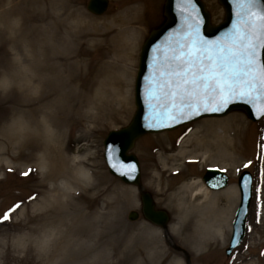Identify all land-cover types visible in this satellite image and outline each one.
Segmentation results:
<instances>
[{"label":"rangeland","instance_id":"obj_1","mask_svg":"<svg viewBox=\"0 0 264 264\" xmlns=\"http://www.w3.org/2000/svg\"><path fill=\"white\" fill-rule=\"evenodd\" d=\"M88 1L0 0V264H264V119L243 111L140 137L131 151L143 187L170 222L129 220L140 191L109 172L104 139L133 117L141 46L163 22L165 0H110L100 16ZM204 2L212 23L222 21V4ZM127 41L133 49L115 53ZM58 61L69 72L50 66ZM40 76L54 88L32 85L45 83ZM208 165L227 169V188L188 193ZM53 168L63 176L52 179ZM244 169L254 175L247 233L228 256Z\"/></svg>","mask_w":264,"mask_h":264},{"label":"water","instance_id":"obj_2","mask_svg":"<svg viewBox=\"0 0 264 264\" xmlns=\"http://www.w3.org/2000/svg\"><path fill=\"white\" fill-rule=\"evenodd\" d=\"M219 2L225 7L226 13L224 20L215 25L211 23L210 12L202 0H192L191 4L188 0H166V20L150 32L141 48L135 83L136 111L128 125L110 131L104 141L105 159L110 171L123 181L139 186L144 216L164 228L169 221V214L164 209H156L152 194L142 189L139 161L134 153H130L136 140L148 132L173 129L202 116L225 115L235 109L245 111L255 121L264 116V91L259 87L252 90L237 87V95L225 93L226 103L214 93L201 94L199 97L173 96L174 89L168 87L169 82L175 79L172 73L179 70L177 63L182 53L195 54L194 50L200 49L207 63V56L216 50L213 45L230 47L234 28H243L240 5L234 0ZM108 4L109 0H90L87 8L100 15L106 11ZM260 4L264 6V0H260ZM202 41L207 43L202 45ZM255 56L257 65L264 62V46H257ZM242 90L246 92L245 95L239 94ZM204 179L215 189L226 186L228 182V176L215 168H209ZM251 182V174L244 171L240 176L242 202L234 221L228 254L244 236L252 196ZM138 216L137 211L129 214L132 220Z\"/></svg>","mask_w":264,"mask_h":264},{"label":"snow or ice","instance_id":"obj_3","mask_svg":"<svg viewBox=\"0 0 264 264\" xmlns=\"http://www.w3.org/2000/svg\"><path fill=\"white\" fill-rule=\"evenodd\" d=\"M191 2L188 0L189 4ZM234 2L242 8L243 28H234L230 47L213 45L216 50L207 56V63L200 49L194 50L195 54L182 53L177 63L179 70L172 73L175 79L168 84L174 89L173 96L199 97L214 93L226 103L225 93L235 96L237 87L247 90L259 87L264 91V62L257 65L255 56L257 46H264V6L260 0ZM239 94L246 92L242 90ZM6 218L7 213L0 219Z\"/></svg>","mask_w":264,"mask_h":264},{"label":"bare ground","instance_id":"obj_4","mask_svg":"<svg viewBox=\"0 0 264 264\" xmlns=\"http://www.w3.org/2000/svg\"><path fill=\"white\" fill-rule=\"evenodd\" d=\"M113 20H116V18H114ZM135 21V20H134ZM130 25H129V27L131 28V29H134V30H137V28H135V26L133 25L134 23H129ZM126 30L125 32H128V30H127V27H122V29L121 30ZM125 32H123V33H125ZM123 33H121L120 31L118 32V34H116V38L117 37H120ZM128 42V41H127ZM131 48V49H133V44L132 43H130V42H128L127 43V45H125L124 46V48H114V51H115V53H117L118 55H122L125 51H127V49L128 48ZM123 55H125V54H123ZM118 62V61H117ZM50 66L52 67V68H54V69H56L57 71H59V70H61V69H65V71H68L69 72V64L68 63H65L64 65H63V67H61V63L58 61L57 62V64L55 63V64H53V62L52 63H50ZM109 71H111V69H118L116 66H114V65H109ZM120 70V69H119ZM124 70H125V68H124ZM112 71H114V70H112ZM107 73L109 74V72H108V70H107ZM116 73V72H115ZM115 73H113V74H111V75H113V76H117ZM40 79H42V80H44L45 81V83L44 84H40L39 82H34L35 81V79H33L32 80V85H47L50 89H53L54 87H52L51 86V83H55V80H47V79H44V78H42V76H40L39 77ZM72 81H73V79H72ZM116 83H119V80L116 82ZM48 98V95L47 94H41L40 95V97H39V99H41V100H46ZM230 117V116H229ZM229 117H226V118H224V119H222L220 122L221 123H226V122H228V124H231L232 122H229V121H231V119H229ZM49 129V128H48ZM57 129L58 128H56V130H55V133H56V131H57ZM221 138V137H220ZM227 138H225V137H223V140H226ZM219 140V144H221L222 143V138H221V140L220 139H218ZM227 148V147H226ZM198 149V148H197ZM0 154H5V152H3L2 151V149H1V146H0ZM203 158H204V156H203ZM2 168V165L0 164V169ZM54 170V174L52 175V179H54V178H59V177H61V176H63V174H62V170H60L59 171V169L58 168H53L52 169V171ZM81 178L80 177H77V180H76V177H75V181H78V180H80ZM186 186H187V192L188 193H191V191H193L192 189L193 188H195V193H194V195H200V196H204V197H207V196H209V194H210V192H212L211 191V189L209 188V187H207L206 186V184L205 183H201L200 182V180H197V179H194L193 181H192V183H188V184H186ZM226 193H229V194H236V188L234 187V186H230L229 188H228V191L226 192ZM208 198V197H207ZM206 201H204V202H202V204L203 203H205ZM179 212H180V209H179ZM200 220V219H199ZM202 220V219H201ZM200 220V221H201ZM216 221V218L214 217L213 218V221H205L206 222V225L207 226H212L213 225V223ZM220 224V222L218 223V225H217V227L218 228H220V227H222L221 226V224ZM222 233H223V235H224V237H225V235L227 234V230H224V231H221ZM208 234V233H207ZM219 237L220 236H218L217 234H215V240H217V242H220V239H219ZM216 242V241H215ZM204 242H202V244H203ZM66 255H67V252H66Z\"/></svg>","mask_w":264,"mask_h":264}]
</instances>
